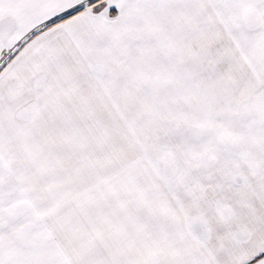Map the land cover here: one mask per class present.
Returning <instances> with one entry per match:
<instances>
[{"label":"snow or ice","instance_id":"6c2138e0","mask_svg":"<svg viewBox=\"0 0 264 264\" xmlns=\"http://www.w3.org/2000/svg\"><path fill=\"white\" fill-rule=\"evenodd\" d=\"M0 264H264V0H0Z\"/></svg>","mask_w":264,"mask_h":264}]
</instances>
